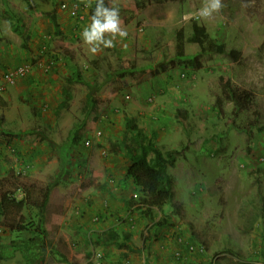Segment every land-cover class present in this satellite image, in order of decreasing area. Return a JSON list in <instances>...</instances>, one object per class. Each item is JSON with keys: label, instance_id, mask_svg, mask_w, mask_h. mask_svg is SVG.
Segmentation results:
<instances>
[{"label": "rangeland", "instance_id": "obj_1", "mask_svg": "<svg viewBox=\"0 0 264 264\" xmlns=\"http://www.w3.org/2000/svg\"><path fill=\"white\" fill-rule=\"evenodd\" d=\"M139 2L112 0L128 36L93 56L80 36L90 23L82 0H0V78L33 68L0 93V141H8L3 129L21 135L2 157L0 185L19 178L53 187L45 212L25 209L22 230L0 222V264H264V221L254 226L248 214L264 188V0H222L215 18L187 21L202 0ZM74 4L78 16L63 9ZM194 22L210 36L200 71L185 67L200 53L189 43ZM223 45L226 52L215 51ZM41 62L55 71H41ZM75 73L84 84L67 83ZM221 76L257 95L249 114L235 118L230 103L220 113ZM32 78L40 81L30 91ZM127 116L165 154L178 152L169 168L173 197L152 221L132 212L139 197L130 162L112 150ZM28 131L44 132L53 146ZM27 144L37 148L35 160L22 154ZM16 198L25 200L22 192ZM163 221L169 226L158 227ZM112 228L121 247L91 241Z\"/></svg>", "mask_w": 264, "mask_h": 264}, {"label": "trees", "instance_id": "obj_2", "mask_svg": "<svg viewBox=\"0 0 264 264\" xmlns=\"http://www.w3.org/2000/svg\"><path fill=\"white\" fill-rule=\"evenodd\" d=\"M132 1L136 6L140 5L139 0ZM146 1L148 3L147 5H162L169 2H175L176 0ZM107 2L108 0H105V3ZM94 9L95 0H93L92 7L89 11L90 17L94 12ZM22 28L23 25L21 24L20 28V24L17 21V24L14 26V30L24 35ZM209 41L210 36L207 29L194 22L193 34L189 39V43L198 47L200 53L194 59L186 60L185 67L187 69H193L195 71H200L202 69L201 61L208 53ZM225 50L226 49L224 45L215 49V51L218 53H224L226 52ZM238 56L240 55L235 50H232L229 53V57L234 60L237 59ZM76 82L84 84L80 74L75 73L73 78L67 80L69 85H73ZM220 82L222 95L217 100V105L221 111L220 113H223L222 108L226 103L232 104L235 110V118L237 119L242 115L249 114L253 108L256 107L257 95L252 90L243 88L240 85L234 83L233 80L228 76H221ZM88 100L90 103L93 102L92 91L88 94ZM256 117L257 119L261 118L260 114L257 113ZM249 125L252 128H255L258 125V120L252 122V124ZM43 133L44 132L33 131L24 134L28 137L40 134L39 141L42 143H47L52 147L53 142L45 135V133ZM4 136L8 138V142H4L7 143L8 147L11 146V143L15 138L21 137V135L17 136L16 134L6 132H4ZM112 150L115 155H123L130 162L127 167V175L134 182L135 189L139 197L138 205L132 212L152 221L154 210H162L169 204L173 197L174 179L169 173V168L174 166L178 152L170 151L168 154H165L163 149L155 143L154 137L149 135V133L144 128L140 127L135 118L128 116L125 118L123 137L117 140V142L113 145ZM52 191L53 187H44L34 181H24L17 178L14 180V183H12L8 179L2 180L0 185V222H2L4 227L9 231L22 230L21 224L24 222L23 213L25 209L27 207H32L45 212L50 203ZM18 192H22L24 194V202H21L16 198V194ZM258 197V206H256L257 211L255 212V210H250L248 212V214H250V222L254 226L258 225L260 220L264 221V188H259ZM157 226L166 227L169 226V224L168 222L163 221L159 222ZM90 239L92 242H97L105 247L112 245L121 247L120 234L115 228L104 232L92 233ZM190 248L191 246H189L188 249L190 250ZM228 252L234 258L240 259L239 261L242 260L243 256L240 254V252H235L233 249H228ZM39 264H43V262H39Z\"/></svg>", "mask_w": 264, "mask_h": 264}, {"label": "clouds", "instance_id": "obj_3", "mask_svg": "<svg viewBox=\"0 0 264 264\" xmlns=\"http://www.w3.org/2000/svg\"><path fill=\"white\" fill-rule=\"evenodd\" d=\"M85 7L91 8L93 0H82ZM106 5L105 0H95V9L90 17V23L80 34L82 42L88 46V51L94 56L104 49L114 48L116 41L124 40L128 32L122 27L120 9L112 0ZM222 0H202V6L195 13L186 14L189 18L210 20L222 12Z\"/></svg>", "mask_w": 264, "mask_h": 264}, {"label": "built area", "instance_id": "obj_4", "mask_svg": "<svg viewBox=\"0 0 264 264\" xmlns=\"http://www.w3.org/2000/svg\"><path fill=\"white\" fill-rule=\"evenodd\" d=\"M63 9H68L71 16H78L80 12L79 10H81L80 6L77 4L68 8L66 5H63ZM32 69V66L27 64L4 73L0 78V92H5L8 86L14 85L17 81L27 78L31 74ZM39 69L47 74L54 70L53 65L49 63L47 64L46 62H41L39 64ZM87 145L90 146V143L88 142ZM260 162H264V157L260 158Z\"/></svg>", "mask_w": 264, "mask_h": 264}, {"label": "crops", "instance_id": "obj_5", "mask_svg": "<svg viewBox=\"0 0 264 264\" xmlns=\"http://www.w3.org/2000/svg\"><path fill=\"white\" fill-rule=\"evenodd\" d=\"M9 36H11V35H9ZM0 38H2V37H0ZM3 52H6V49L4 48L2 51H0V53H3ZM6 64V63H5ZM5 64H3V63H1L0 62V66H2V65H5ZM54 74H56V73H54ZM55 80L57 81V82H59V80H58V78L56 79L55 78ZM39 81H40V79H38V78H32L30 81H28V84H27V88H28V90H30V91H33V88L34 87H36L37 85H39ZM7 115V114H6ZM8 117V116H7ZM22 123V122H21ZM3 131V136H4V132H6V133H11V132H7V130H5V129H3L2 130ZM29 132V131H28ZM28 132H22V134H24V133H28ZM11 134H13V132L11 133ZM5 137V136H4ZM8 142V141H7ZM14 142V141H13ZM13 142L11 143V145L13 144ZM39 145H41V146H43L42 144H40V143H38ZM44 144H47V143H44ZM21 145H23V144H21ZM39 145H37V146H39ZM48 145V144H47ZM25 146H27V147H30V148H26V147H24V148H22L21 147V151H22V154L23 155H26L27 153H29V155L26 157L27 159L26 160H35V152H33V151H36V147L35 146H32V145H25ZM8 148H11V147H8V145H7V143H4V142H2V141H0V166L3 164V160H2V157H5L4 155H7V152H6V150L8 149ZM9 159H11V157H9ZM13 174V173H12ZM14 175V174H13ZM9 176V175H8Z\"/></svg>", "mask_w": 264, "mask_h": 264}]
</instances>
